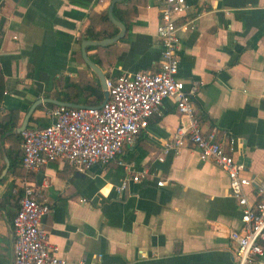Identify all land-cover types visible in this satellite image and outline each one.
Segmentation results:
<instances>
[{
  "label": "crops",
  "instance_id": "1",
  "mask_svg": "<svg viewBox=\"0 0 264 264\" xmlns=\"http://www.w3.org/2000/svg\"><path fill=\"white\" fill-rule=\"evenodd\" d=\"M108 3L0 0V117L9 109L22 116L54 87L96 76L81 57L80 41L113 29L101 18ZM159 3L121 0L124 34L112 45L85 47L88 58L107 76L156 70ZM177 23L176 75L185 87L196 85L192 102L201 127L214 126L245 174L264 183V0H185ZM44 112L31 114L45 118ZM179 118L173 99L163 98L134 144L83 172L61 160L26 171L21 159L14 174L8 165L3 172L11 143L4 139L8 133L0 136V264H11L12 181L33 185L37 199L50 206L41 225L66 264L82 255L86 264H232L227 234L240 223V206L228 193L226 173L190 147L162 153ZM119 157L132 172L147 175L117 191L124 173ZM159 177L162 185L155 183ZM258 259L264 263V248Z\"/></svg>",
  "mask_w": 264,
  "mask_h": 264
},
{
  "label": "built area",
  "instance_id": "2",
  "mask_svg": "<svg viewBox=\"0 0 264 264\" xmlns=\"http://www.w3.org/2000/svg\"><path fill=\"white\" fill-rule=\"evenodd\" d=\"M184 6L185 0H160L155 32L161 51L156 70L105 76L107 98L98 107L54 105L47 108L44 116L48 123L26 126L20 132L21 166L26 171L35 170L49 160H61L83 172L94 163L106 164L125 145L135 143L161 100L170 97L180 118L169 141L163 143L162 153L190 147L196 150L200 160H211L226 173L228 193L240 206V223L227 234L232 244V264H264L258 259L264 248V183H253L245 174V166L216 137L214 126L203 130L192 102L196 85L190 83L185 87L176 75L180 29L177 17ZM157 159L163 161V155ZM116 162L124 168L115 184L117 191L128 180L137 182L147 175L145 169L132 172L120 157ZM155 183L162 185L164 179L156 178ZM245 188L251 193V200ZM37 193L33 185H24L10 220L11 264H66V259L58 256L56 247L47 240L41 218L51 208L37 199ZM76 264H86L85 256Z\"/></svg>",
  "mask_w": 264,
  "mask_h": 264
},
{
  "label": "trees",
  "instance_id": "3",
  "mask_svg": "<svg viewBox=\"0 0 264 264\" xmlns=\"http://www.w3.org/2000/svg\"><path fill=\"white\" fill-rule=\"evenodd\" d=\"M121 0H118L114 2L112 7V14L113 16L117 17L118 20L122 22L124 19L122 15L119 14L117 5ZM101 18L103 21H105L110 26H113V29L111 31L102 32L98 30L95 33H90L88 36H90L91 39L98 40L104 37H109L114 35L117 32V26L112 24V22L107 17L106 11H103L101 13ZM1 20V19H0ZM125 21V20H124ZM123 23V22H122ZM124 24V23H123ZM1 25V21H0ZM112 45V43H107L104 45H96L97 47L102 46H108ZM95 45H87V48L90 47H96ZM91 60V59H90ZM95 64H97V60H92ZM105 76H107L104 73ZM58 79V77H57ZM2 75L0 73V99H1V92H2ZM44 96L53 97L58 100L66 101V102H72V103H79L84 105H97L102 101L103 94L102 90L99 84V80L96 76L92 78H81L78 81H69L66 85L54 87L53 90H51L49 93H44ZM91 96V97H90ZM55 104L50 102H43L39 103L35 106L34 109H41L42 107H52ZM23 116V115H22ZM22 116H18L16 110L9 109L7 113L4 116L0 117V136H2L5 132L9 131V133L4 136L5 140H8L11 145L7 148H5V154L8 158V168L7 171L12 172L13 174L16 172V168L20 163V155H21V148H19L21 143V134L20 133H13L11 130L13 127L19 125ZM48 123V120L44 117H35L32 114L29 115L27 119V126L32 125H45ZM3 164L1 163L0 169L2 168ZM11 186L13 187V194L11 195V198L13 199L12 203L15 206L14 212L10 215L9 221L11 220L13 214L15 213L17 206H18V199L20 198L22 194V188L21 186L17 185L12 181ZM7 194V193H6ZM10 194L4 196V198H8Z\"/></svg>",
  "mask_w": 264,
  "mask_h": 264
},
{
  "label": "water",
  "instance_id": "4",
  "mask_svg": "<svg viewBox=\"0 0 264 264\" xmlns=\"http://www.w3.org/2000/svg\"><path fill=\"white\" fill-rule=\"evenodd\" d=\"M116 1H118V0H109L108 6L106 8V13H107V17L109 18V20L118 27V31L112 36L104 37V38H101L98 40L83 38L80 41L81 57H82L83 61L85 62V64L97 76L101 90H102V94H103L102 101L99 104L94 105L95 107H98L99 105H101L107 98V90H106V86H105V75H104V72L102 71V69L97 64H95L92 60H90L88 58V56L86 55V52H85V47L87 45H104L107 43H111L114 40H117L118 38H120L124 34V30H125L124 24L120 20H117L112 14V7H113L114 2H116ZM43 102H50V103H53L55 105H65V106H87L84 104L58 100V99H55V98L49 97V96L38 97L35 100H33L31 102V104L27 107V109L25 110V112L22 116V119H21L19 125L13 127L11 132L20 133L27 126V119H28L29 115L32 113L35 106L37 104L43 103ZM7 133H9V132H6V134ZM4 161H5V167H4L3 172L5 171V169L7 168V165H8V162H7V159L5 156H4ZM11 233H12V231H11ZM12 256H13V251H12ZM11 260H12V257H11Z\"/></svg>",
  "mask_w": 264,
  "mask_h": 264
},
{
  "label": "rangeland",
  "instance_id": "5",
  "mask_svg": "<svg viewBox=\"0 0 264 264\" xmlns=\"http://www.w3.org/2000/svg\"><path fill=\"white\" fill-rule=\"evenodd\" d=\"M47 108H49V107H45V106H44V107H42V108L40 109V111L43 110V109L46 110ZM40 114H41V113H40Z\"/></svg>",
  "mask_w": 264,
  "mask_h": 264
}]
</instances>
